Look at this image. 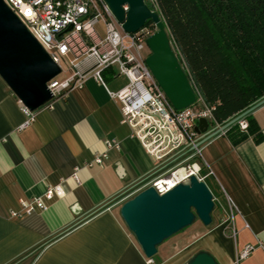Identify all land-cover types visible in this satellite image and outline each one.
Wrapping results in <instances>:
<instances>
[{
    "label": "crops",
    "instance_id": "crops-1",
    "mask_svg": "<svg viewBox=\"0 0 264 264\" xmlns=\"http://www.w3.org/2000/svg\"><path fill=\"white\" fill-rule=\"evenodd\" d=\"M102 74L104 86L88 77L35 111L25 128L19 101L0 79V264H147L118 209L155 162L122 123L115 95L127 78L113 69ZM251 115L259 142L250 137L234 146L224 133L201 151L215 204L211 225L196 220L163 242L154 264H185L199 251L232 264L244 245L264 240V106ZM100 153L101 167L89 166ZM56 186L64 196L45 201V209L22 208ZM238 264H264V252Z\"/></svg>",
    "mask_w": 264,
    "mask_h": 264
},
{
    "label": "built area",
    "instance_id": "built-area-1",
    "mask_svg": "<svg viewBox=\"0 0 264 264\" xmlns=\"http://www.w3.org/2000/svg\"><path fill=\"white\" fill-rule=\"evenodd\" d=\"M3 1L58 66L60 74L61 61L71 57L68 64L72 74L62 81L56 77L47 83L52 100L70 89L81 88L88 77L104 86L103 70L113 69L127 78V87L115 95L121 103L122 123L132 129L155 167L146 179L125 193L122 201L147 187L163 195L191 176L204 182L201 151L205 143L195 128L199 119H205L209 129L219 127L212 117L213 107H207L197 93L195 102L188 108L177 111L172 107L144 63L150 54L145 45L151 35L149 28L143 27L135 33L123 32L104 0ZM123 9L126 11L127 7ZM97 24H102L103 36L95 28ZM21 111L26 119L20 128H25L33 122L34 112L22 105ZM238 125L241 130L247 127L244 121ZM105 146L118 149L115 142H106ZM105 155L96 154L89 166L101 167ZM179 171L182 176L176 177ZM63 196L61 186L51 187L42 197L31 199L22 208L25 212L43 210L45 201ZM244 246L232 264H238L256 250L264 252V240ZM147 264H154L153 258L147 259Z\"/></svg>",
    "mask_w": 264,
    "mask_h": 264
},
{
    "label": "water",
    "instance_id": "water-1",
    "mask_svg": "<svg viewBox=\"0 0 264 264\" xmlns=\"http://www.w3.org/2000/svg\"><path fill=\"white\" fill-rule=\"evenodd\" d=\"M123 32L135 33L151 21L154 32L146 39L150 52L144 63L172 107L180 111L195 102L192 89L174 51L160 16L144 0H104ZM123 7H127L125 11ZM60 74L25 26L3 0H0V79L29 112L52 100L47 83ZM264 106V98L217 129H209L199 119L195 132L206 143ZM163 195L147 187L121 203L119 215L146 259L157 254V247L190 227L196 220L209 227L214 210L213 196L202 181L191 176ZM185 264H218L208 252L195 253Z\"/></svg>",
    "mask_w": 264,
    "mask_h": 264
},
{
    "label": "trees",
    "instance_id": "trees-1",
    "mask_svg": "<svg viewBox=\"0 0 264 264\" xmlns=\"http://www.w3.org/2000/svg\"><path fill=\"white\" fill-rule=\"evenodd\" d=\"M144 4L160 16L192 89L213 107L218 126L264 98V0H144ZM144 27L154 28L150 20ZM243 121L245 130L235 124L225 132L234 146L250 137L262 139L252 115Z\"/></svg>",
    "mask_w": 264,
    "mask_h": 264
},
{
    "label": "rangeland",
    "instance_id": "rangeland-1",
    "mask_svg": "<svg viewBox=\"0 0 264 264\" xmlns=\"http://www.w3.org/2000/svg\"><path fill=\"white\" fill-rule=\"evenodd\" d=\"M95 28L97 29L98 33H100L103 36V33H102L103 32L102 24H97ZM154 30L155 29L153 28V30H149V32L152 34L154 32ZM61 68H62V72H61L60 75L57 76V79L59 81H62L64 79H66L67 77L70 76V74H72L71 71H70L69 64H68V59L65 58V60L61 61ZM121 81L123 82V84H125L124 79H122ZM210 123H211V121H209V124ZM210 128H212V127H210Z\"/></svg>",
    "mask_w": 264,
    "mask_h": 264
},
{
    "label": "bare ground",
    "instance_id": "bare-ground-1",
    "mask_svg": "<svg viewBox=\"0 0 264 264\" xmlns=\"http://www.w3.org/2000/svg\"><path fill=\"white\" fill-rule=\"evenodd\" d=\"M178 175H179V176H182V171H179V172H177V173L175 174L176 177H178Z\"/></svg>",
    "mask_w": 264,
    "mask_h": 264
}]
</instances>
